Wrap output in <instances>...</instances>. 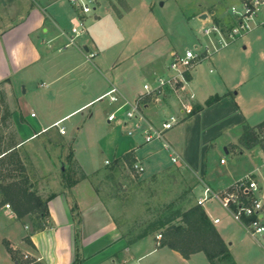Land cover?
I'll return each mask as SVG.
<instances>
[{
  "label": "crops",
  "instance_id": "0c3cea01",
  "mask_svg": "<svg viewBox=\"0 0 264 264\" xmlns=\"http://www.w3.org/2000/svg\"><path fill=\"white\" fill-rule=\"evenodd\" d=\"M64 1L0 0V83H4V90L13 109L14 123L22 143L18 148L22 150L25 143L42 137L35 147L22 151L29 161L26 166H29L33 172L31 176L28 168L33 190L38 191L37 195L44 201L48 200L49 212L43 223L44 228L35 231L33 223L35 221L32 216L18 219L12 207L6 209L4 206L7 204L0 203V257L4 260L3 264H19V262L72 264L76 258L79 264L199 262L201 259L197 256L203 254L202 252L183 259L179 253L166 247H159V240L153 234L128 244L137 233L132 236L129 231H124L103 202L102 188H96L95 179L106 172V161L122 162L120 160L122 156L132 153L135 162L143 168V173L146 167L151 169L153 174L148 178H152L161 173L156 155L159 148L165 149L166 142L144 143L140 131L132 128V124L125 121L121 112H116L124 101L133 102L143 93L134 82L139 77V73L132 70L129 77L119 85L112 82L106 85L105 77L100 73L102 77L96 75L98 69L92 62L97 55L95 51L90 52L96 49L93 40L90 41L92 48L86 46L88 41L82 37L74 45L66 46L70 34L66 29L71 28L75 20V12L72 7L73 11L64 12L62 9ZM93 14L94 21H98L96 9ZM201 17L207 19L208 16L202 13ZM258 39L259 36L254 41ZM208 40L209 48L217 44L216 38H208ZM235 42L224 48L227 51L221 49L206 59L216 70L209 69L208 74L216 73L215 77L206 76L197 70L194 74L190 73L187 90L194 95L193 108L200 109L180 122L184 124L181 139L184 140V146L178 158L182 163L180 167L187 169L191 173V179L195 180L194 188L199 185L201 190L204 186L221 190L240 177L255 173L262 185L264 196V169L261 163L250 166L247 171L240 174H235L232 168L226 167L225 158L223 165L219 163L223 156L230 154L231 160H236L240 159L245 151L254 149L259 150L261 157L264 156L258 146L250 150L237 149L236 155L227 147L229 144L239 147L238 138L243 125L256 126L264 123V114L258 115L255 110L246 112L236 101L237 93L232 91L234 85L238 83L239 89H243L246 84L244 80L246 76L241 75L242 72L239 71L241 66L233 64L240 73L229 77L231 80H236L234 84L231 80L227 81V73L220 68L223 59L231 60L235 55L239 56L240 50L247 49L244 45L246 41L236 45ZM262 51L260 54L264 56V50ZM88 53L95 54L94 58L88 59ZM159 71L147 69L143 74L153 79V75ZM162 71L161 69L160 73ZM164 71L166 73V70ZM94 76L101 85L99 89L92 86L91 88L96 90L88 91ZM112 88L117 90L119 99L115 104L108 103V107L112 110L107 114V118L115 112L117 118L112 122L107 120L111 128L98 142L100 152L105 156L103 165H97L95 160L90 159L92 152L87 144L76 148L69 142L66 143L67 147H61V152L57 155L50 154V149L58 147L56 140L64 142V138L68 135L65 129L66 134L61 135L63 138L58 137L60 132L54 124L61 122L63 127L62 124L72 115L82 113L96 102L104 100L102 97ZM29 93L31 98H36L31 104L23 100V97ZM64 95H69L70 99L75 101L69 112L61 110L59 105V100ZM213 97H218V100L205 106V102ZM52 110H55V113H49ZM178 112L179 108L173 98L161 105L149 104L143 108L144 115L153 122ZM31 113H35L36 118L32 119ZM129 131L130 135H128ZM78 132V136L83 134L82 129ZM233 133H237L233 140L227 138L218 145L219 149L224 150L223 155L218 153L217 146L210 150L212 145H216L214 144L216 139ZM34 135L38 136L34 138ZM48 138L52 141H48ZM191 143L196 149L192 151L193 147L189 152L187 149ZM167 145L172 150L171 146ZM200 147L205 150V154L199 158L196 150ZM81 149L90 152L88 159L84 160L89 166L88 169L78 160ZM207 150H210L209 157ZM69 160L85 175V179L67 188L65 179L63 181V177L56 178V172L57 170L63 172L66 169L65 163L67 164ZM143 173V179H148ZM51 196L53 198L49 200ZM1 198L0 194V202ZM72 207H75L74 212ZM202 208L211 223L214 219L219 220L217 224H212L227 244L236 264H264V234L260 237H252L221 207L224 213H220L215 208H211L213 212H209L204 206ZM74 214L77 215V219H74ZM9 248L14 251V255Z\"/></svg>",
  "mask_w": 264,
  "mask_h": 264
},
{
  "label": "rangeland",
  "instance_id": "374dc122",
  "mask_svg": "<svg viewBox=\"0 0 264 264\" xmlns=\"http://www.w3.org/2000/svg\"><path fill=\"white\" fill-rule=\"evenodd\" d=\"M98 2L99 7H96L98 21H94V14L87 15L85 17V32L76 41L80 40L81 37L86 38L85 41H88L86 46L91 48L92 42L90 41H94L96 49H92L90 52L95 51L97 55L92 62L96 64L98 69L96 75L98 77L104 76L106 85L111 82L119 85L129 77L130 71L133 70V72L139 73V77L134 82L142 91L144 84L152 85L157 77L169 74L170 53L182 54L186 50H190L195 54H199L203 52L205 46H209V40L202 35L201 30L209 27L210 22L220 26L223 34L229 31L234 24L230 9L231 7L239 8L240 6L239 0H98ZM62 9L64 12L73 11L68 0L64 1ZM202 13L207 14V19L201 17ZM66 31L70 32V28ZM258 36L259 39L254 41ZM235 41V45L246 41L244 45L247 46V49L245 51L240 50L239 56L236 57L235 55L233 58L235 61L233 59H223L220 68L227 73V81L231 80L229 77L241 72V75L246 76V79H244L246 84L243 89H239L238 83L232 89L233 93H237L236 101L246 112L247 110H255L258 115H262L264 114V56L260 53L264 50V7L259 10L254 18L252 30ZM223 51H227V49ZM213 54L214 52L211 55ZM233 64L241 66L239 68L240 73L237 72L238 68ZM214 68L209 60H200L191 70V74H194L197 70L206 76L215 77L216 73L208 74V70H215ZM147 69L152 71H161L162 69L163 71L161 73L159 71L151 79L143 74V71H147ZM164 70H166V73H164ZM188 78L187 75V80ZM235 82L236 80H231L232 84ZM100 85L101 83L99 84L94 76L88 91L93 89L92 86L99 89ZM171 98L175 100L177 108H180L181 101L178 99L179 97H176L170 89H167L164 92V97L160 99L163 103H166ZM35 99L31 98L30 93L23 97V100L30 104ZM6 101L11 112H13L7 93ZM108 103L112 104L105 98L91 105L88 110L72 115L68 121L62 124L68 132L64 142L56 140V142L58 141V147L50 149L49 153L57 155L61 152V147H67L66 143L69 142L73 143L76 148L87 144L92 152L90 159L95 160L97 165L102 166L105 156L101 154L98 142L111 128V124H107V114L112 110L108 107ZM154 104L157 105L155 101L150 102V106H155ZM59 105L61 110L69 112L75 105V101L70 99L69 95H64L59 100ZM54 111L52 110L49 113L53 114ZM163 119L165 118L162 117L160 121H154L156 123L152 122L155 127H159ZM80 129L83 130V134L78 136ZM183 129L184 124L179 123L171 130L164 132L162 141L168 142L167 144L171 146L172 150L166 151L162 148L157 150L156 159L161 172L158 176L148 178L153 173L149 167H146L143 174L148 179H143L142 174L135 173L134 170L120 161L112 160L106 165V172L95 179L96 188H102L101 198L103 202L110 209L111 214L123 230L129 231L132 236L139 233L149 221L157 217L159 211L165 205L174 202L181 208L188 209L195 205V199L202 193V188L199 185L194 188L196 182L191 179V173L180 167L182 163L178 156L181 155L184 146V140L181 141ZM236 134L219 137L214 141L216 145H212L210 150L217 146L218 153L223 155L224 150L219 149L218 145L227 138L233 140ZM58 137L63 138L60 133ZM0 140L3 146L11 141L18 144L21 142L13 116L9 120L2 119ZM41 140L42 137L36 141L25 143L22 150L25 151L35 147ZM48 141H52V139L48 138ZM155 141L160 142L161 140ZM193 147L194 145L191 143L187 150L190 152ZM227 147L234 155L237 154V149H241L232 144ZM17 149L23 161L25 160L24 163L29 164L21 148ZM194 149L196 148L194 147L192 151ZM210 150H207L208 157ZM196 152L199 158L205 154V150H202L201 147ZM89 154V150L84 151L82 149L78 153V160L85 164L86 169L89 166L84 160L88 159ZM171 157L175 158L176 162H172ZM231 157L232 155L229 154L223 156L222 159H226V167L232 168L235 174L243 173L250 166L262 163V157L258 149L245 151L240 159L231 160ZM70 160L67 164L65 163L66 169L63 172L57 170L56 178L63 177V181L64 179L68 181L79 178V170L70 163ZM28 168L32 176L33 172L29 166H26L27 174L29 175ZM215 203H206L204 207L209 212H213L211 208H215L220 213H224L218 207L219 205ZM32 217L35 221L33 222L34 226L40 224L42 227L39 216L34 214ZM158 233L156 232L153 235L156 237ZM197 257H200L201 260L195 262V264H207L203 254H199ZM3 262L4 260L0 257V264H3Z\"/></svg>",
  "mask_w": 264,
  "mask_h": 264
},
{
  "label": "built area",
  "instance_id": "2783aa9c",
  "mask_svg": "<svg viewBox=\"0 0 264 264\" xmlns=\"http://www.w3.org/2000/svg\"><path fill=\"white\" fill-rule=\"evenodd\" d=\"M68 2L74 9L75 20L70 28L67 47L74 45L76 39L85 32V17L93 14L96 7H99L98 0H68ZM239 5V8L231 7L230 9L234 24L226 33L223 34L221 27L212 22H210L209 27L201 30L204 37L216 38V45H212L210 48L205 46L203 52L199 54H195L190 50H186L182 54L172 53L168 67L169 74L157 77L152 85L144 84L142 87L143 93L136 100L133 102L124 101L117 108L116 112H121L125 121L130 122L132 128L140 131L144 143L147 144L155 140L162 141L164 132L171 130L193 112L194 95L187 90V75L190 76L191 70L200 60H206L212 52L226 48L231 42L250 32L254 26V18L259 10L264 7V0H239ZM94 56L95 54L88 53V59H93ZM167 89H170L176 97H179L181 107L178 114L167 115L161 121L160 126L155 127L154 123L144 115L143 108L153 101L157 105L163 104L161 99ZM105 98L112 104L117 103L119 99L117 90L115 88L110 89L102 97V99ZM115 113L109 115L107 118L109 122L116 120L117 115ZM30 117L34 119L36 114L31 113ZM54 127L59 129L61 135L66 134L65 128L61 127V122L55 123ZM43 132H46V130H43ZM130 134L129 131L128 135ZM37 136L34 135V138ZM164 148L170 150L166 143ZM172 162H176V159L172 158ZM109 163L110 161L105 162L106 165ZM219 163L223 165L225 160L220 159ZM261 166L264 169V156L262 157ZM131 169L137 174L143 173V168L136 162L133 163ZM262 194L263 188L258 176L255 173H248L221 190H213L208 186H204L201 195L196 199L195 205L203 207L206 203L216 202L233 221L244 227L252 237H260L264 234V196ZM4 207L11 209L8 204ZM218 221V219H214L212 223L217 224ZM156 239L160 240L161 235L158 234ZM26 258L28 257L26 256Z\"/></svg>",
  "mask_w": 264,
  "mask_h": 264
},
{
  "label": "trees",
  "instance_id": "16d2710c",
  "mask_svg": "<svg viewBox=\"0 0 264 264\" xmlns=\"http://www.w3.org/2000/svg\"><path fill=\"white\" fill-rule=\"evenodd\" d=\"M217 100L218 97L210 98L205 102V106H209ZM199 109V107L195 108L189 116L194 115ZM12 116L13 112L6 101L4 83H0V124L2 119L9 120L12 119ZM20 145H22L21 142L18 144L11 141L3 146L0 140V194L2 197L0 203L10 204L18 219L37 214L42 222V227L40 224H36L34 229L39 231L44 228L43 223L49 214L48 200L44 201L33 190L26 164L17 149ZM238 145L245 150L258 146L264 154V123L256 126L243 125ZM120 160L129 168L135 163L132 153L125 154ZM83 179H85V175L79 170V178L66 181V186L70 188L77 181ZM51 198L53 196L49 200ZM74 211L75 207H72V212ZM74 219H77L75 214ZM156 232L161 235L159 247L173 250L179 253L183 259L202 252L209 264H236L227 244L222 240L202 207L194 205L183 209L174 202L169 203L159 211L157 217L149 221L139 233L130 239L128 244H133ZM9 250L14 255V251L10 248ZM19 264H29V262H19ZM34 264L41 263L35 262ZM72 264H79L77 258Z\"/></svg>",
  "mask_w": 264,
  "mask_h": 264
}]
</instances>
